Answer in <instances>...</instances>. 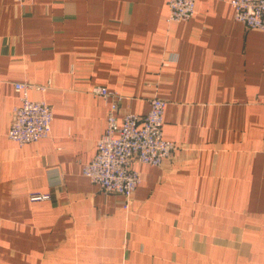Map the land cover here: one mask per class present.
<instances>
[{
	"label": "crops",
	"instance_id": "1",
	"mask_svg": "<svg viewBox=\"0 0 264 264\" xmlns=\"http://www.w3.org/2000/svg\"><path fill=\"white\" fill-rule=\"evenodd\" d=\"M168 0H0V264H264V30L231 0H196L168 22ZM53 108L48 138L8 132L14 82ZM118 115L167 101L178 148L142 175L131 209L83 174ZM33 192L51 198L31 201Z\"/></svg>",
	"mask_w": 264,
	"mask_h": 264
},
{
	"label": "built area",
	"instance_id": "2",
	"mask_svg": "<svg viewBox=\"0 0 264 264\" xmlns=\"http://www.w3.org/2000/svg\"><path fill=\"white\" fill-rule=\"evenodd\" d=\"M24 4L28 0H16ZM234 17L250 28L264 30V0H231ZM168 22H182L196 13V0H168ZM20 102L14 107L8 136L19 145L48 138L52 133L54 112L46 99H32L31 89L46 90L47 86L25 81L14 82ZM108 104L107 128L97 140V150L91 161L83 166V174L105 192L124 196V208L131 209L133 195L142 181L134 161L162 166L178 148L175 141L164 137L167 101L154 96L145 115L124 112L118 115L121 94L106 86L90 90ZM51 194L33 192L31 201L50 199Z\"/></svg>",
	"mask_w": 264,
	"mask_h": 264
}]
</instances>
